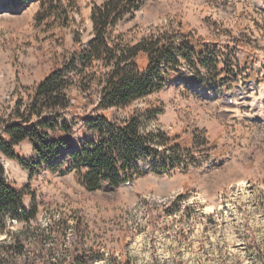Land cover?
Wrapping results in <instances>:
<instances>
[{
    "label": "rangeland",
    "instance_id": "rangeland-1",
    "mask_svg": "<svg viewBox=\"0 0 264 264\" xmlns=\"http://www.w3.org/2000/svg\"><path fill=\"white\" fill-rule=\"evenodd\" d=\"M102 2L24 0L21 5L0 0V127L13 120L18 106L23 111L44 77L91 38L90 12ZM166 34L183 35L204 55L219 56L216 60L230 74H239L237 85L220 93L192 87L189 77L204 75V70L181 61L175 75L184 82L170 78L161 90L119 110L97 111L98 94L72 87V107L63 120L72 126L74 141L81 138L85 116L123 121L147 112L154 116L146 125L149 132L184 148L175 154L181 169L156 176L148 163H140L144 176L130 185L89 192L65 165L30 177L0 153L7 181L28 192L23 207L30 206L31 198L36 206L18 264H260L264 0H145L112 32L127 44ZM156 148L159 162L160 154L174 155ZM14 151L27 162L34 160L28 141Z\"/></svg>",
    "mask_w": 264,
    "mask_h": 264
},
{
    "label": "trees",
    "instance_id": "trees-1",
    "mask_svg": "<svg viewBox=\"0 0 264 264\" xmlns=\"http://www.w3.org/2000/svg\"><path fill=\"white\" fill-rule=\"evenodd\" d=\"M18 2L24 4V0ZM144 2L103 0L99 6H93L91 38L44 77L33 89L23 111L18 106L13 120L0 127V153L16 161L30 177L41 170L57 172L65 165L67 170L78 173L87 191L94 192L104 185L118 188L131 184L144 176L140 163H148V171L156 176L170 175L181 167L175 154L184 148L172 145L162 133L149 132L146 125L154 116L148 117L147 112L123 121H111L101 115L85 116L81 138L74 141L70 136L72 126L63 120L72 107L68 96L72 87L80 93L94 91L98 94L97 111L119 110L161 90L170 78L176 84L184 82L175 75L181 61L204 70V75L196 73L189 77L188 84L192 87L213 88L220 93L236 86L239 74H230L231 69L216 60L219 56H213V52L204 55L206 52L183 35L180 39L167 34L149 37L135 44L124 43L113 36L118 23L138 11ZM90 132L95 136L88 137ZM25 141L33 147L34 160L29 162L14 151ZM156 146L174 155L160 154L159 162ZM187 168L188 165H182V170ZM26 196L25 188L16 189L7 181L0 164V264H18L28 240L27 232L35 220L36 206L31 198L30 206L24 208ZM15 225H20L21 229L14 231ZM37 238L35 244L38 245L40 237ZM256 250L258 261L264 264V257H259L260 247Z\"/></svg>",
    "mask_w": 264,
    "mask_h": 264
},
{
    "label": "bare ground",
    "instance_id": "bare-ground-1",
    "mask_svg": "<svg viewBox=\"0 0 264 264\" xmlns=\"http://www.w3.org/2000/svg\"><path fill=\"white\" fill-rule=\"evenodd\" d=\"M7 21V20H6ZM7 26V25H6Z\"/></svg>",
    "mask_w": 264,
    "mask_h": 264
}]
</instances>
